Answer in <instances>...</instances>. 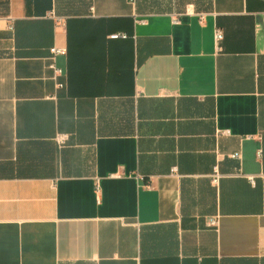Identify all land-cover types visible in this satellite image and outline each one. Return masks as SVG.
Masks as SVG:
<instances>
[{"label":"crops","instance_id":"1","mask_svg":"<svg viewBox=\"0 0 264 264\" xmlns=\"http://www.w3.org/2000/svg\"><path fill=\"white\" fill-rule=\"evenodd\" d=\"M0 264H264V0H0Z\"/></svg>","mask_w":264,"mask_h":264},{"label":"built area","instance_id":"2","mask_svg":"<svg viewBox=\"0 0 264 264\" xmlns=\"http://www.w3.org/2000/svg\"><path fill=\"white\" fill-rule=\"evenodd\" d=\"M110 37L111 38H119V37H123L124 38V37H126V35L125 34H122V33H114V34L110 35ZM214 38H215V41L216 42H218L222 38V33H221L220 30H216L215 31ZM49 52H50L49 67L53 70V72H54L55 75H58L61 72V70L60 69H57L55 67V65H54V57L57 54H62V55L65 54V49L64 48H58V47H51L49 49ZM57 85L59 87L62 86L61 83H58ZM66 140H67V135L66 134H57L55 136V141H56V143L58 145L64 144ZM231 156L234 157V158H238L239 157V153L238 152L233 153ZM174 170H175V168L172 169V171H174ZM214 180L216 181V177H215ZM214 223H215L214 220H211L210 221V224H214Z\"/></svg>","mask_w":264,"mask_h":264}]
</instances>
